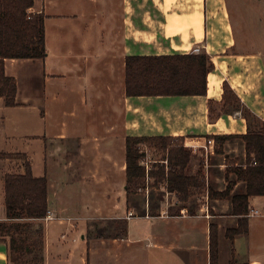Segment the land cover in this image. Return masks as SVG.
Here are the masks:
<instances>
[{
    "label": "crops",
    "instance_id": "obj_1",
    "mask_svg": "<svg viewBox=\"0 0 264 264\" xmlns=\"http://www.w3.org/2000/svg\"><path fill=\"white\" fill-rule=\"evenodd\" d=\"M241 1L34 0L29 11L45 15L47 56L5 58L18 90L16 106L0 97V141L24 145L0 151L26 153L33 175L48 178L53 218L42 219L43 264H210L212 222L219 226V264H230L233 252L240 263L264 264V195L250 198V211L258 212L248 215V233L233 240L226 232L239 217L226 198L208 199L210 217L201 202L206 193L189 198L181 214L170 209L172 192L157 215L135 214L126 192L120 208L128 136H183L192 151L189 174L204 171L208 160L214 190L230 181L232 194L245 190V182L227 173L226 160L230 155L245 165V141L228 140L219 154L210 137L247 133L241 111L223 110L225 81L264 120V23L254 30ZM201 52L215 66L206 95H127L128 55ZM23 170L19 160L0 159V221H7L4 175ZM94 218L125 219L127 233L86 234ZM0 264H12L6 240H0Z\"/></svg>",
    "mask_w": 264,
    "mask_h": 264
},
{
    "label": "trees",
    "instance_id": "obj_2",
    "mask_svg": "<svg viewBox=\"0 0 264 264\" xmlns=\"http://www.w3.org/2000/svg\"><path fill=\"white\" fill-rule=\"evenodd\" d=\"M34 0H0V97L5 106L17 105V81L5 73V58H44L47 56L45 41V15L30 12ZM125 86L128 96L206 95L208 74L215 68L206 52L161 55H128L125 60ZM223 110L227 113L241 111L248 125L243 135H213L215 152L224 153L228 140L240 137L245 141V165L237 160L228 162L227 173H234L237 180L245 182L243 192L232 194L236 182L230 181L223 191H216L207 182L203 169L194 175L187 172L192 151L185 145V137L171 135L128 136L126 138V184L128 207H137V195L146 188H162L176 195L171 211L181 214L182 208L193 195L208 193V198H226L232 203V214L239 217L238 226L229 228L226 236L231 240L249 231L250 198L264 195V120L245 106L239 96L225 81L223 84ZM159 150L162 158H153L147 169V150ZM0 159L21 160L23 172L4 175L5 212L7 221H0V240L9 242L12 264H43L45 259L44 225H34L49 213L48 178L35 177L27 154L0 151ZM165 196L149 201V215L157 211ZM134 201V202H133ZM180 203V204H179ZM177 208V209H173ZM211 211V210H210ZM136 214V213H135ZM146 210L140 212L145 216ZM121 234L127 233V220L119 221ZM109 236L103 230L97 236ZM111 235L110 237H112ZM210 264H219L220 234L218 224H210ZM230 264L240 263L233 252Z\"/></svg>",
    "mask_w": 264,
    "mask_h": 264
},
{
    "label": "rangeland",
    "instance_id": "obj_3",
    "mask_svg": "<svg viewBox=\"0 0 264 264\" xmlns=\"http://www.w3.org/2000/svg\"><path fill=\"white\" fill-rule=\"evenodd\" d=\"M242 4V5H241ZM240 4V7L243 6L244 9V13L247 15L248 14V23L252 24V27L254 30H259L258 28V24L263 23L264 21H259L261 17H263L264 15V0H242ZM235 7V6H233ZM23 142L19 141V140H10V142H1L0 141V150H12V151H16L17 149H20L21 147H23ZM148 156V154H147ZM163 154L162 152H160L159 150L153 149L151 150V155L149 154V157L152 158H162ZM230 157V155H227ZM206 157V156H205ZM208 159V157H207ZM40 156H38L36 162H35V166L38 168L40 166V164L38 163L40 161ZM210 160V158H209ZM233 160H235L233 158ZM21 161V160H19ZM206 164V165H205ZM208 160L206 161V163H204V172L207 176H209L208 172ZM206 176V178H207ZM211 176V174H210ZM120 193H121V201H120V208H125L123 207V198H124V193H125V187H124V182H121V186H120ZM159 195L165 196L164 201L165 204L167 205V200H166V196L167 193L164 192V189L162 188H150V187H146L144 189V191H142L140 194L137 195V207L133 208V211L136 214H140V212L142 210H146L147 213H149V201L151 202V204H155L158 201ZM170 198V202H172L173 200L176 199ZM197 204H199V202L197 201V199H195ZM203 201H206V199L204 198V200H202L201 202L203 203ZM134 202V201H133ZM163 202V201H162ZM200 202V203H201ZM178 204V202H176ZM176 209V208H173ZM211 212V211H210ZM44 220V219H43ZM43 220H36L37 222L34 223L35 226H38L39 224H43ZM125 220V219H124ZM119 221H123V219H118V218H114V219H93V223L88 224V227H86L85 231L86 234H92V235H98V232L100 233L102 230L104 232V234H108V235H114V234H121V230L119 227H122V223L119 224ZM91 225V227H90Z\"/></svg>",
    "mask_w": 264,
    "mask_h": 264
},
{
    "label": "built area",
    "instance_id": "obj_4",
    "mask_svg": "<svg viewBox=\"0 0 264 264\" xmlns=\"http://www.w3.org/2000/svg\"><path fill=\"white\" fill-rule=\"evenodd\" d=\"M213 140H210L209 142L212 143ZM145 165L147 167V169L150 168V159L147 157L145 159ZM146 187H149V185L147 184ZM208 193L206 192V202L204 203L203 205V211H204V214L206 217H210V208H209V203H208ZM258 211L257 210H252L250 211L249 215L250 214H256ZM132 214V212H130V215ZM146 215H149V213H147ZM53 218V214L49 211L48 215L44 218L45 220H49V219H52Z\"/></svg>",
    "mask_w": 264,
    "mask_h": 264
}]
</instances>
